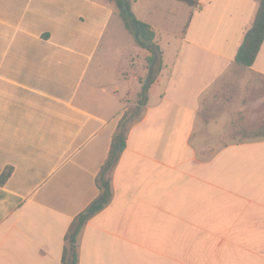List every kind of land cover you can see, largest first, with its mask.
<instances>
[{
	"label": "crops",
	"instance_id": "0c3cea01",
	"mask_svg": "<svg viewBox=\"0 0 264 264\" xmlns=\"http://www.w3.org/2000/svg\"><path fill=\"white\" fill-rule=\"evenodd\" d=\"M162 66L129 125L76 264H264L260 0H130ZM151 53L114 0H0V264H63Z\"/></svg>",
	"mask_w": 264,
	"mask_h": 264
},
{
	"label": "trees",
	"instance_id": "16d2710c",
	"mask_svg": "<svg viewBox=\"0 0 264 264\" xmlns=\"http://www.w3.org/2000/svg\"><path fill=\"white\" fill-rule=\"evenodd\" d=\"M120 9L121 16L125 22V26L129 29L135 37L138 45L150 51L151 55L147 57L148 71L145 75V81L140 91L139 106L136 107L135 113L130 118H126L124 114L118 129L114 133L110 152L108 158L100 169L96 184L99 189L98 196L84 209L72 224L70 233L68 235V246L65 248L63 256V264H76V236L83 225L95 213L102 210L110 201L112 196L111 191V175L112 171L120 157L121 152L125 147L126 134L129 125L136 119L137 111L141 109L147 98V89L155 80L162 66L161 51L159 46L154 42V33L150 26L145 22L136 18L131 10L130 0H114ZM190 2L189 0H184ZM264 40V0H260L258 10L251 23L250 28L246 31L244 38L238 47L235 55V60L238 64L243 66H250L253 64L260 46ZM10 168L5 169L0 175V183H3L10 175Z\"/></svg>",
	"mask_w": 264,
	"mask_h": 264
}]
</instances>
